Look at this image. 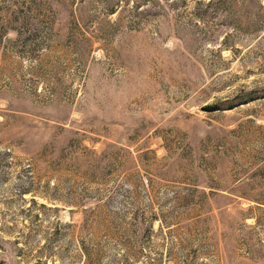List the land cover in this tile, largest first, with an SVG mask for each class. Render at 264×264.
I'll return each mask as SVG.
<instances>
[{"label":"rangeland","instance_id":"374dc122","mask_svg":"<svg viewBox=\"0 0 264 264\" xmlns=\"http://www.w3.org/2000/svg\"><path fill=\"white\" fill-rule=\"evenodd\" d=\"M0 264H264V0H0Z\"/></svg>","mask_w":264,"mask_h":264}]
</instances>
